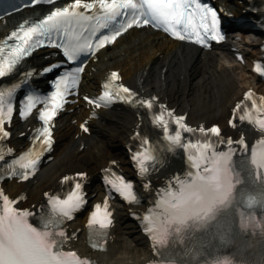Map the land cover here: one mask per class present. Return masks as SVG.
Instances as JSON below:
<instances>
[{
  "label": "snow or ice",
  "instance_id": "obj_1",
  "mask_svg": "<svg viewBox=\"0 0 264 264\" xmlns=\"http://www.w3.org/2000/svg\"><path fill=\"white\" fill-rule=\"evenodd\" d=\"M19 3L20 6L34 5L38 0H19ZM141 25H150L174 38L195 41L205 47H211L213 41L224 42L228 39L221 11H218L210 0H68L63 6L52 7L41 18L22 23L11 31L7 39L0 42V78L12 74L23 58L28 57L40 46H56L61 57L52 60L39 70L41 74H51L49 81L51 90L46 94L34 90L28 91L19 100L20 118L30 113L37 103L40 104L36 115L42 124L33 130L30 139L33 145L39 144L41 147H30L21 151L19 155L0 167V180L13 175L25 179L36 171L43 152L50 149L53 143L52 118L63 107L69 93L76 92L80 74L87 63L84 56L95 55L97 50L112 43L130 26ZM240 59L243 60L244 57L241 55ZM69 62H72L70 66ZM255 70L264 74V64L257 61ZM33 75L32 70L25 71L21 80L0 87V138L10 136L6 124H10L14 113L15 94ZM245 96L251 99V108H246L240 119H246L256 128L264 129V115H261L264 113V96L260 97L259 103L251 89L245 93ZM84 99L100 107L111 106L116 101L144 106L148 109H154L158 105L159 111L153 116V121L162 126L164 136L169 142L168 147L175 149L182 146L187 151L189 159H195L192 150L211 147L213 138L219 140L222 131L217 124L194 128L185 121L184 115L175 114L173 109L160 103L158 97L141 96L132 87L123 83L119 72L112 73L111 79L104 86L103 95L96 98L85 96ZM243 103V101L237 103L233 110V117L229 120L233 126L236 112ZM93 115L97 113L94 112ZM173 123L176 126L174 131L170 127ZM80 128L88 131L86 123H81ZM185 132L189 134L198 132L201 136L195 140L190 137L185 139ZM137 135H140L139 132ZM228 143H232L231 138L228 139ZM12 152L11 147H0V160H4L6 153ZM133 158L137 162L140 175L147 177L150 172L149 162L156 159L155 155L145 148L141 151H133ZM112 163L115 164L116 161ZM76 177L84 178L86 173L79 172ZM71 178L63 177L65 181ZM104 180L128 202L139 200L134 181L124 175L108 169ZM147 187L151 188L150 181ZM45 195L48 197L53 219L57 214L61 217H72L74 212L87 202L81 179L75 180L74 187L65 196L50 193ZM0 199H2L0 221L7 219L12 223L18 220L20 212L25 216L29 214V210L18 209L15 206L17 201L6 194L2 187H0ZM45 223H52V219ZM111 223L112 213L109 210L108 197H105L103 204L95 203L87 224L92 229L95 225L104 228ZM64 264H89V262L77 259L64 261Z\"/></svg>",
  "mask_w": 264,
  "mask_h": 264
},
{
  "label": "bare ground",
  "instance_id": "obj_2",
  "mask_svg": "<svg viewBox=\"0 0 264 264\" xmlns=\"http://www.w3.org/2000/svg\"><path fill=\"white\" fill-rule=\"evenodd\" d=\"M34 12L26 10L12 20L16 23ZM7 29L5 27L0 36ZM130 37L132 39L116 47L123 51L122 54H117L115 49L103 51L98 64L102 68L100 73L104 74V66L124 65L126 78L134 85L147 92L156 91L167 96L178 103L180 109L188 108L191 120L224 122L229 107L241 91L250 84L259 85L255 75L246 67H239L226 50L207 51L203 53L204 57H200L193 46L161 40L148 30ZM158 52L163 55L155 56ZM106 56L109 60L105 59ZM59 122L53 160L43 167L36 180L28 184L33 199L40 198L43 190L57 184L67 171L86 168L96 179L100 168L109 160H126L124 145L130 142L138 117L127 109L108 112L95 125L94 134L86 137L87 145L83 150H78L79 136L76 138L69 134L72 125L63 119ZM114 233L116 238L110 252L101 254L103 260L137 263L150 256L148 243L123 211L118 216Z\"/></svg>",
  "mask_w": 264,
  "mask_h": 264
}]
</instances>
